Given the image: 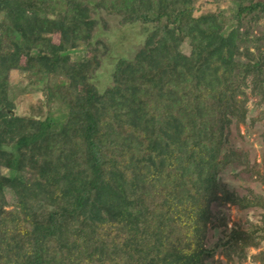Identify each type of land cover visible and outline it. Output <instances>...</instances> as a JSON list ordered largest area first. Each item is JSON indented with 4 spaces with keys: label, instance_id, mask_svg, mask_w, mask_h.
<instances>
[{
    "label": "trees",
    "instance_id": "1",
    "mask_svg": "<svg viewBox=\"0 0 264 264\" xmlns=\"http://www.w3.org/2000/svg\"><path fill=\"white\" fill-rule=\"evenodd\" d=\"M102 12L150 28L100 90ZM13 70L41 83L43 116L16 112ZM246 123L264 132V0H0V264L246 259L264 194L221 176L233 166L264 188V152L228 144ZM227 206L260 224L227 227Z\"/></svg>",
    "mask_w": 264,
    "mask_h": 264
},
{
    "label": "rangeland",
    "instance_id": "2",
    "mask_svg": "<svg viewBox=\"0 0 264 264\" xmlns=\"http://www.w3.org/2000/svg\"><path fill=\"white\" fill-rule=\"evenodd\" d=\"M60 5V3H57V6ZM207 6L209 5L203 3L202 7L206 8ZM228 7V2L220 3V8L225 11ZM100 15L102 18L100 19L95 35L103 42L105 52L102 57L101 66L95 73L92 82L96 84L100 90H103L111 83L109 75L114 62L118 58H131L141 46L146 30L149 29L150 26L139 23L122 24L117 16L107 15L103 12ZM181 49L186 52V44H181ZM9 82L16 103L15 110L18 114L44 115L46 108L41 107V100L43 99L40 90L41 83L35 82L32 77H28L26 74L14 70L9 73ZM247 107L249 109V116L256 115L259 110L257 98L252 96ZM50 110V116L54 120H61L63 118V108L61 106L53 105ZM247 123L240 125V133L232 130L228 144L238 148L240 151H247L251 161L256 160V162H260L262 153L264 152L263 127L261 123H255L253 126ZM221 176L239 193H244L247 188H251L257 193L264 194L263 186L255 182L249 175L239 172L236 167H228ZM4 193L9 204L15 202V196L10 189L5 188ZM215 210H219L225 217L227 227H231L234 223H239L244 226L260 224L261 211L258 209L238 210L235 207L227 206ZM217 236L218 230H211L208 235V242L213 243ZM259 251H264V238L260 241L257 248L247 250L246 259L239 262L236 261L235 264H259L257 262H252L250 259L253 253H258Z\"/></svg>",
    "mask_w": 264,
    "mask_h": 264
}]
</instances>
